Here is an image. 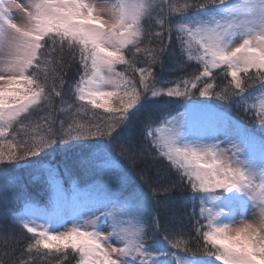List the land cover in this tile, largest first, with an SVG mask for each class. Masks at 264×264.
I'll use <instances>...</instances> for the list:
<instances>
[{"label":"snow or ice","instance_id":"1","mask_svg":"<svg viewBox=\"0 0 264 264\" xmlns=\"http://www.w3.org/2000/svg\"><path fill=\"white\" fill-rule=\"evenodd\" d=\"M260 93L264 0H0V264H264Z\"/></svg>","mask_w":264,"mask_h":264},{"label":"trees","instance_id":"2","mask_svg":"<svg viewBox=\"0 0 264 264\" xmlns=\"http://www.w3.org/2000/svg\"><path fill=\"white\" fill-rule=\"evenodd\" d=\"M141 55L143 56V53H142ZM193 63H195V62H193ZM136 65L138 66V68L144 66L143 63H142V61H137ZM138 68H137V69H138ZM154 70L157 71V72L159 71L158 68H156V69H154ZM217 70H218V71L221 70L222 72H224L225 69H224V67H221V68H217ZM217 70H216V71H217ZM187 71H188V72H192L193 69H192V68H188ZM216 71H215V70L213 71V76H214V78L212 79V82H213L214 84H215V83H219L220 81H223V82L226 84L227 81L231 79V77H227V78H225L224 76H215V73H214V72H216ZM128 75H130L129 78H132L133 75H134V78H135L136 81H138V80H139V77H140V73H139V71H136V72L133 74L132 69H131V72L128 73ZM180 75H183V73H182V72H179V71L170 72V71L168 70V64H167V62H166L165 71H164L163 73H161V76H162V78H163L164 81L174 80V79H176V78H177L178 76H180ZM238 77L241 78V79H244V80H248V78H245V77L242 76V75H240V76H238ZM145 78H146V79H151V77L148 76L147 74H145ZM161 86H164V87H170V86H174V85H171V84H164V85H161ZM253 89H255V88H253ZM257 95H258V94H257ZM257 95H256V96H257ZM256 96L249 98V101H248L249 104L255 103V98H256ZM201 99H212V100H213V105H214V106H216V107H217V106H218V107H226V110H227V109L229 110V111H228V114H229L230 116H237V115H238V114H237L232 108H230V107L228 106L227 101H219V100H216L214 97H213V98H201ZM101 102H103V101H101ZM81 103L88 104V100H87V98H86L83 102H81ZM88 107H89V108H92L91 105H88ZM149 107H151V106H149ZM160 107H162V106H160ZM65 111H67V107H66V106H65ZM94 114H106V113H105V109H102V108L93 109L92 112H89L88 115H87L86 117H83V114H81L80 116H76L75 118H76L77 120H81V119L83 118L84 122H87L88 119H92V118H94ZM44 115H46V113H44V112H39V113H37V114H34V115L30 118V120L25 121V124H26V125H31V127H29V128L27 129V131L29 132L30 135H34L36 132H40L41 134H43V128H44V125H43V121H42L40 118H41L42 116H44ZM244 123H245V125L248 127V129H249L253 134L258 135V136H261V135H262V133H261V131H260L258 125L253 124L252 122H250V121H248V120H245ZM37 125H39L40 127L38 128ZM22 135H23V134H22ZM11 150H12V148H11V146L9 145V143H8L7 141L3 142V144H0V151H3L4 154H5V156H7V155L10 153ZM25 178H26V177H25ZM190 194H191V193L189 192V195H190ZM176 195H177V196H181V195H183V194L180 193V192H177ZM43 208H44V204H43L42 209H43ZM189 210H191V205H189ZM53 251H54V250H53Z\"/></svg>","mask_w":264,"mask_h":264},{"label":"rangeland","instance_id":"3","mask_svg":"<svg viewBox=\"0 0 264 264\" xmlns=\"http://www.w3.org/2000/svg\"><path fill=\"white\" fill-rule=\"evenodd\" d=\"M21 15L22 14H20V13H17L16 14V19H17V22L18 23H20L21 22ZM135 67L136 68H138V66L137 65H135ZM143 67V66H142ZM221 67H223V66H221ZM220 67V68H221ZM225 69V68H224ZM115 70L117 71V72H125L127 75H128V73H130L131 72V69H128L127 68V66L126 65H123V64H118V65H116L115 66ZM216 71L217 69H213V71ZM226 71V69L224 70V72ZM224 72H222L221 70L220 71H216V72H214L215 73V76H216V74L217 73H219L220 75L219 76H224L223 75V73ZM240 75H242V76H244L245 78H248L249 76H254L255 75V70L253 69V70H250L249 71V73H248V76H245V74L244 73H238V76H240ZM128 76H130V75H128ZM228 77H230V76H228ZM249 84H250V87L253 89V88H258L259 87V81H249ZM104 91H114L115 89H112L111 87H108V88H105V89H103ZM214 106V105H213ZM162 107H164V106H162ZM214 107H216V106H214ZM219 111H221V112H223V113H225L226 115H229L228 114V109L226 110V107H216ZM230 116V115H229ZM256 137H257V140H259V137H258V135H256ZM259 151V144H257V152ZM19 174H21V175H23V176H27V173H25L23 170H20V172H19ZM33 191L35 192V191H37V190H35V189H33ZM44 196V192L43 191H39L38 192V197H43ZM34 205H35V207H37V208H39V209H42V207H43V203L41 202V200L39 199V198H37L35 201H34ZM249 216H251V213H249ZM240 219V217L239 216H237V220H239ZM68 227H71V224H69L68 225Z\"/></svg>","mask_w":264,"mask_h":264}]
</instances>
